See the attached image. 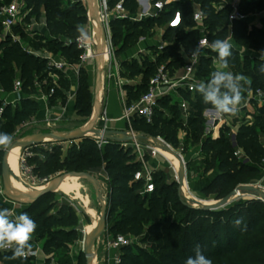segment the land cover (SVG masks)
<instances>
[{
  "label": "trees",
  "instance_id": "1",
  "mask_svg": "<svg viewBox=\"0 0 264 264\" xmlns=\"http://www.w3.org/2000/svg\"><path fill=\"white\" fill-rule=\"evenodd\" d=\"M34 0H28L27 7L32 8ZM47 4V30L50 37H78L77 25H85L88 21L87 11L81 2H74L68 9L63 8L65 0H50ZM117 0H111L114 4ZM221 8L216 3L223 0H196L201 5L211 42L216 39H232L238 46H245L257 51L264 50V16L262 26L249 21H234L232 32L228 28V18L232 0H225ZM126 8L136 14L138 3L136 0H125ZM240 10L250 14L254 11L264 12V0H240ZM184 16V24L178 29L169 28L166 22L170 13L146 21H132L129 18L114 19L111 22L112 40L120 45L119 52H124L130 46L138 43L141 38L153 37L156 27L166 25L165 36H178V45L167 44L163 51L153 50V57L142 55L141 61H125L122 64L123 76L133 79L142 76V82L136 85H125L127 91L126 105L138 101L148 91L151 78L158 68L164 65L173 75L186 64L181 47L188 56L196 48L201 33L195 28L193 20V6L186 0L176 5ZM1 29V28H0ZM15 33L22 38L27 33L20 26H13ZM59 45L65 59L73 64L80 61V50L74 44L63 46L61 43L51 42L48 37L30 40L29 45L36 51ZM156 48V47H155ZM0 84L5 92L14 90L15 81L22 83L23 98L16 106L6 105L3 120L0 121V132L11 136L16 127L30 121L39 111L40 102L32 96L37 92V85H48V91L54 88L50 102L61 100L66 103L67 92L71 89V80L61 70L49 65V60L26 50L18 41L7 39L0 46ZM234 56L240 51L232 48ZM218 54L212 49L200 58L197 69L198 76L208 82L213 72L211 65ZM260 56L254 57L252 64H246L241 75L250 79V85L245 86L246 94L251 88L259 84L264 85V74L259 72L262 61ZM245 58H247L245 56ZM232 58H229V61ZM85 73L84 70L81 74ZM53 75L58 77L54 82ZM75 108L79 116L89 117L93 113L90 86L87 78H81L76 93ZM189 101L188 119L184 120L183 110L178 100L167 97L159 102L154 111L151 122L143 117H134L131 121L132 129L148 138L163 137L173 147H179V134L186 133V138L193 145H200V150L208 158L205 161L204 172L215 171V177L202 188L207 196H214L217 200L224 199L233 192L237 183L249 175H257L264 164V104L258 106L252 124H241L236 132V141L249 158L243 162L235 155L233 146V131L224 125L217 138L205 133L206 118L204 110L211 105L203 102L197 92L195 98L190 93H184ZM172 97V96H171ZM173 98V97H172ZM168 101V102H166ZM171 103V104H170ZM3 102L0 100V107ZM171 111V116L166 110ZM122 141L111 138L105 146L103 159L105 172L108 176V208L107 230L104 233L124 235L127 237H141L143 243L149 244V249L135 244H128L120 249L118 264H186V260L195 255L196 246L210 258L213 264H264V202L260 199H241L228 208L213 210L209 208L193 207L184 203L178 192L176 182H168L164 171L155 172V190L143 193V181L135 180V174L141 169V163L136 160L131 147L124 148ZM60 147L54 146L50 152H45L46 160L35 157L42 170L56 172L60 166L71 163L69 156L64 163L50 164L55 159L56 151ZM95 140L86 137L79 144H73L69 152L78 158L98 152ZM2 150H0V177ZM3 163V160H2ZM50 167V168H49ZM73 168L65 166L67 172ZM80 169L75 168V171ZM8 208L0 203V209ZM27 213L36 223L34 236L44 240L43 252L46 255L45 264H51L60 250L69 251L71 244H76L80 238L77 229L79 218L75 208L68 203L55 200V192L48 193L37 201L26 205L22 213ZM239 221V223H236ZM12 251L0 250V264H33L34 256L26 259H5ZM69 255V254H67ZM76 264H88L86 254L80 250ZM58 264H74L69 256L60 257Z\"/></svg>",
  "mask_w": 264,
  "mask_h": 264
},
{
  "label": "rangeland",
  "instance_id": "2",
  "mask_svg": "<svg viewBox=\"0 0 264 264\" xmlns=\"http://www.w3.org/2000/svg\"><path fill=\"white\" fill-rule=\"evenodd\" d=\"M14 0H0V7L3 4L12 3ZM28 0H24L23 4H26ZM74 2H81L83 7L87 11V18L88 21L84 25L87 28L88 37L90 40L93 39V37L97 36L95 31V11L93 7V0H65L63 8L68 9L72 6ZM52 2L50 0H34L32 8L29 12L26 10L22 11V14L20 15V19L17 22V26H20V29L24 30V32L27 33L26 38H22L20 33H15L13 29L5 30L2 19L0 17V46L3 44L7 39H10L11 42L18 41L20 44H22L26 49L29 48L30 40H38L42 37H48V39L51 42L61 43L63 46H71L74 44L77 49L80 50L79 56L83 55L85 53V48L80 47V43L77 41L78 37H65V36H58V37H50L49 33L47 31V4H51ZM226 4L227 1L223 0V3H216V7L220 8L223 4ZM252 16L249 20V24L256 22L257 16H264V12H257L254 11L250 13ZM254 16V17H253ZM256 16V17H255ZM138 17H140L138 15ZM259 26H262V23H258ZM166 32V25H163L161 27H156L155 34L153 37H147L144 38L143 41H140L132 46H130L128 49H126L124 52H119L120 45H118L116 42L112 40V48L111 53L109 55V59L106 60L107 64L106 67H103V79L109 78L111 76L114 77L115 84L117 86V90L119 91V94L122 93L121 89L125 90V85H136L140 82H142V76L129 79L128 77L123 76L122 72H124V69L122 67L123 62L125 61H133L138 60L141 61L142 55H146L149 57L153 56V50L156 49L155 47L161 43L164 44L165 48L168 46L167 44L171 43L172 45L177 46L179 42L178 36H165ZM230 39V38H228ZM156 41V42H155ZM230 42L232 43L233 47L238 49L240 51L239 56H234L232 54L231 60L229 61V67L227 69H222L223 71H231L234 75L240 74L241 70L246 66V64H252L254 62L255 56H260V52L255 49H249L245 46H238L232 39H230ZM156 43V45L154 44ZM146 45V46H145ZM150 48V51L147 52L146 50ZM97 43L92 45V52L93 56L88 58L87 60L83 61L80 58V61L78 62L79 69L78 71H74V74L70 77L71 78V89L68 91V100L66 103H62L61 100L51 102L52 105H62L64 108L71 109V113L68 114L66 112V115H61L59 112H52L49 115L43 111V103H40V109L38 113L28 122H26L23 126H18L15 129V132L13 133V142L12 144L20 139H23L27 136L36 134V133H45V132H57V131H69L73 129H78L82 127L83 125L87 124L93 116V113L89 117H83L79 116L77 113L76 108L74 109V104L76 103V93L79 87V82L81 78H87L88 84L90 86V92H91V100L92 105L94 109L95 104V82L97 77V65H96V51H97ZM232 47V48H233ZM110 48V47H109ZM165 48L163 50H165ZM38 54H41L43 56H49L56 59H65L64 55H62L59 45H50L48 48L42 49L41 52L37 51ZM245 56L247 58H245ZM66 60V59H65ZM219 66V60L216 56L213 58V62L211 65V68L213 71L220 70L218 69ZM84 70L85 73L81 74V71ZM120 79L123 80V84L120 85L119 81ZM249 79V78H248ZM250 80V79H249ZM203 82L207 83L206 80L203 79ZM105 85V84H104ZM264 87L263 84L257 85L255 88H251L246 94L243 92V101L239 107V111L237 115L235 116H228L223 115L224 119L227 121H224V123H221L222 126L228 125L227 123L232 124L235 128L239 127L241 124H252L254 122V114L256 113V109L258 106L263 105L264 103H261L259 100L255 97V92H257L258 89ZM103 95L101 94V99L99 102L100 105V116L99 120L96 122L95 127L98 128H108V120L103 119L101 115H104L103 112L106 110V100H105V91L107 90V85L104 86L103 89ZM43 92H48V85L43 87ZM3 96V95H2ZM170 99H173L170 96H167ZM167 97L165 98L167 100ZM255 97V98H254ZM6 98V97H4ZM163 100V99H162ZM175 101V100H174ZM126 102V101H125ZM168 102V101H166ZM116 103L118 104V100L116 99ZM171 104V103H170ZM101 109H103L101 113ZM44 113V114H43ZM166 113L171 116V111L169 109L166 110ZM204 117L206 118V129L205 133L207 135H210L212 137L218 136L216 127L220 123V118L222 116H219L215 112V110L212 107H208L203 112ZM229 126V125H228ZM129 128L127 127V130ZM136 135L140 137V139L145 143L149 144L152 141V138H148L144 136L143 134H139L136 132ZM90 138L94 139L96 138L95 134H92L89 136ZM180 138V146L176 147L175 149L179 152H181L184 155L185 158V167H186V174L183 179L188 183V190L184 191L181 190V184L182 177L178 181L176 180V174L175 171L171 165L170 162L166 161L162 156H156L152 157L149 154H147L148 161L151 162V164L155 165L159 169L157 171H164L166 174V178L168 182H176L178 187V192L180 194L181 200L193 207H201V208H207V206H214L219 204L223 199L217 200L214 196H207L205 195L201 190L202 188L212 180L216 172L210 171L208 173L204 172L205 168V161L207 160V156L201 152L200 145H193L191 144L188 139L186 138V133L184 131H181L179 134ZM115 139V138H114ZM262 140H264V137H261ZM111 139H109L110 141ZM118 140V139H117ZM79 144L81 141H77ZM120 142V141H119ZM109 143V142H108ZM11 144V145H12ZM73 144L71 142H62L58 143L57 141H50V140H39V144H36L30 151L33 152V156L29 158L28 165L29 169L23 167L20 159V171L22 178L28 182L30 185H32L36 189H41L44 186H46L51 180L55 179L58 175L67 172L65 170V166H70L73 168L71 171H75V168L80 169L81 172H88L92 174L95 178H97L100 181L101 187L103 188V197H105L108 193V176L105 172V162L103 159V154L105 151V146L103 145L101 148L98 147V152H92L91 155H88L84 158H78V156L72 155L69 150L72 147ZM122 144V142H121ZM10 146V145H9ZM0 148L2 150L1 155V165L2 160L4 157V154L6 150L9 148ZM54 146L60 147L59 150L56 151L55 159L50 164L54 165L57 162L64 163L66 158L69 156V159L71 163L69 165L60 166L57 168L58 170L56 172L51 170H42L38 167V162L33 161L32 159L35 157H38L41 162L46 160L45 152H50ZM98 146V145H97ZM24 148V147H23ZM129 148V147H124ZM23 152L26 151L25 149H22ZM22 153V152H21ZM21 156V154H20ZM174 157L177 158L176 154H174ZM175 161V160H174ZM159 162V163H158ZM161 165H163L161 167ZM184 167V166H183ZM50 168V167H49ZM162 168V169H160ZM165 168V169H164ZM179 170V168H178ZM185 172V171H184ZM80 183V191L81 195H76L73 193H65L62 191H56L55 192V200H57L59 203H68L71 204L79 218V225L77 227L80 238L77 241L76 244H71L69 247V251L60 250L51 264H58V259L60 257L69 256L74 261V264L77 262V256L78 252L83 249L84 247V229L85 227H91V225L94 224L99 219V216L102 212L103 206L100 201V198L97 194L96 187L90 183L89 181L80 179L76 177ZM68 181V180H67ZM17 182V181H15ZM245 185H252L254 186L255 190H249L245 191L242 190L241 187ZM260 185V186H259ZM4 190L6 191V186L4 184ZM233 191H236V194L227 202L226 205L223 207H220L218 209L213 210H220L224 208H228L229 206L233 205L235 202L244 199H260L264 202L263 194H264V164L261 168V172L257 175H249L242 180H240L237 185L235 186V189ZM11 197H9L8 195ZM190 194V195H189ZM192 194V196H191ZM17 200H14V199ZM199 198V199H198ZM18 200H24L23 198H15L10 194V192L7 190V193H0V203L5 204L8 206V209L13 210L16 214L22 213V210L26 205H29V202L24 201H18ZM209 202L210 204H206V202ZM211 209V208H209ZM90 210L92 212H90ZM35 241H31L33 245L34 251L38 250L39 243L41 239L35 237ZM132 244L138 245L142 248L149 249V244L143 243L141 241V237H129L128 238ZM109 246L106 242V236L103 233L101 236L100 244L98 245V254L94 260V264H109L107 256L109 255ZM69 254V255H67ZM34 263L33 264H45V260L39 261L36 257H34Z\"/></svg>",
  "mask_w": 264,
  "mask_h": 264
},
{
  "label": "built area",
  "instance_id": "3",
  "mask_svg": "<svg viewBox=\"0 0 264 264\" xmlns=\"http://www.w3.org/2000/svg\"><path fill=\"white\" fill-rule=\"evenodd\" d=\"M97 1V8L99 13V22L101 24L102 32L107 35L110 43L109 48V55L111 53L112 48V28L111 22L114 19H125L129 18L132 21H146L150 18H156L162 16L164 13H170L169 18L166 22V25L172 29H178L184 24V16L182 11L179 8H176V5L181 3L183 0H136L138 3V10L136 14H132L125 6V0H117L114 4L111 3V0H96ZM193 6V20L195 22V28L198 29L201 33V37L198 43L201 40H206L208 45L212 42L208 38V29L205 24V15L202 11L201 5L196 2V0H186ZM24 0H14L12 3L3 4L0 7V17L2 19V23L5 30H10L15 26L20 19V15L22 14L23 10H26V6ZM240 0H232L230 3L231 11L228 18V28L230 33L232 32V23L234 21H249L252 17L250 14L243 13L239 7ZM222 7V6H221ZM220 7V8H221ZM28 11V10H27ZM138 15L140 17H138ZM254 24V23H252ZM250 23V26H252ZM105 32V33H104ZM144 38H141L143 41ZM77 41L80 43V47L85 48V53L80 56L81 60L85 61L90 56H88V49L92 50V45L97 43L98 39L97 36L93 37L92 40L89 37L85 39L78 38ZM165 48L164 44L159 43L156 46L157 51H163ZM211 50L209 46H202L199 51L198 59L196 62H192L190 59H186V64L176 71L175 74H171L170 71L166 70L164 65H161L158 68L156 74L151 78L149 83L148 91L141 96L138 101L133 102L131 105H124L123 115L122 118L127 122L128 125V134L133 136L131 141H122L123 147H131L133 153L136 156V160L141 163V169L136 172L135 180H141L144 182V186L142 189L143 193H151L155 190V172L157 171L158 167H155L151 164L150 161L147 159V154L152 157L162 156L166 161L170 162L175 174L176 180H180L182 177V184L186 181L183 179V174H186V167H185V158L184 155L177 151L172 144L167 142L163 137H153L151 143L145 144L139 136L136 135V132L131 127V121L134 117H143L148 122L152 121L154 111L157 107H159V102L161 99L167 96H176L182 110H183V117L184 120L188 119L189 115V107L190 103L187 101L183 94L190 93L193 98H195V94L197 91L194 89V85L203 82V80L198 76L197 69L199 66L200 58L204 55H207L208 50ZM147 52L150 50L147 49ZM184 53V57H185ZM188 56V55H187ZM92 57V56H91ZM155 59V56H152ZM49 60V65L57 70H61L63 72H67L71 68H76L78 71L79 65L78 63L73 64L68 62L65 59H56L47 56ZM54 82L57 83L58 77L53 75ZM124 82L120 79L119 84L122 85ZM42 84L37 85V92L32 97L35 98L37 101L49 102L51 94L54 93V88H51L50 91L47 93L43 92ZM7 94L5 90L2 88L0 84V100L3 102V105L0 107V121L3 120V111L4 106L12 105L16 106L20 100L23 98L22 92V83L20 80L15 81L14 90L11 92L14 95L12 99H6L3 94ZM255 97L261 103H264V87L260 88L255 92ZM254 97V98H255ZM102 115L103 119H106V112H103ZM219 116H222L219 114ZM106 129V128H104ZM232 141L233 146L235 147V155L239 158L240 161L247 162L249 161L248 156L244 152V150L238 146L236 141V132H233ZM215 138V137H213ZM109 142V139L98 137L95 138V143L98 147H102ZM62 143V142H58ZM71 143H78L71 142ZM39 144V140L33 144L34 146ZM27 146L26 151L21 153L20 161L23 167L29 169L28 161L31 156H33V152L30 151L34 146ZM171 154L178 157V160L182 166V169L176 168L172 164V160H170L167 154ZM184 166V167H183ZM30 170V169H29ZM185 171V172H184ZM188 184V183H187ZM4 190V181L2 177H0V193H5ZM129 237L124 235H118L113 238L110 243V247L119 250L125 246L130 244ZM116 264L120 262V254H118L115 258Z\"/></svg>",
  "mask_w": 264,
  "mask_h": 264
},
{
  "label": "clouds",
  "instance_id": "4",
  "mask_svg": "<svg viewBox=\"0 0 264 264\" xmlns=\"http://www.w3.org/2000/svg\"><path fill=\"white\" fill-rule=\"evenodd\" d=\"M77 32L80 39L88 38L86 26L77 25ZM202 46H209L218 54L220 70L213 71L207 83L200 82L194 85V89L202 96L203 102L211 105L217 114L235 116L244 99L245 86L250 85L251 81L243 75H234L231 71L222 70L229 67V58L233 54L230 39H216L210 45L206 40H201L191 51L190 56L185 55V59L196 62ZM180 51L184 55L183 47ZM259 59L262 61L259 72L264 74V50H261ZM12 142L13 137L10 134L0 132V148L8 147ZM36 227V223L26 212L16 214L8 208L0 209V250L12 251V255L6 256L5 259H26L37 254L31 243ZM186 264H213V262L201 252L200 246L197 245L195 255L189 257Z\"/></svg>",
  "mask_w": 264,
  "mask_h": 264
},
{
  "label": "water",
  "instance_id": "5",
  "mask_svg": "<svg viewBox=\"0 0 264 264\" xmlns=\"http://www.w3.org/2000/svg\"><path fill=\"white\" fill-rule=\"evenodd\" d=\"M93 7H94V10L98 12L96 0H93ZM95 27H96V34H97V39H98L96 59H97V66H98V83H99V80L101 78L102 66H103V43L105 39H104V34L102 32L101 24L99 22L98 17L96 18V21H95ZM99 102H100L99 97L96 95L92 119L87 124H85V126H83V128L79 131L75 130V131H57V132L36 133L30 136H27L23 139L17 140L12 145H10L4 154L3 163H2V179L4 181L6 189L7 190L8 188L14 189V184L12 182L10 172L7 166V160L9 158L10 153L17 146H23V147L31 146L35 144L36 141L41 140V139L57 141V142H76V141H82L83 139H85L86 137H89L92 134H95L98 137H103L106 139L115 138V139H118L119 141H131L133 139V136L129 135L127 130L126 131L125 130L115 131L111 129H103V128L95 127V124L99 120V116H100ZM73 177H78L80 179H83V180H86L92 183L96 187L97 194L103 206L99 219L96 221V224L94 226L93 233L82 249V251L86 254L87 263L92 264L97 256V248L101 241V236L107 230V218L109 214L108 193L105 197H103V188L101 187L100 181L97 178H95L92 174L88 172H78V171L64 172L58 175L55 179L51 180L43 188L33 191L30 194H28L24 200H18V201L33 203L48 193L56 192L60 184H62L64 181L71 179ZM181 186L183 187V184H181ZM182 187H181V190H182ZM241 189L245 191H249V190H255L257 188H255L252 185H245L241 187ZM7 190H6V193H7ZM235 194H236V191H233L231 194H229V196H227L221 202H219V204L214 205V206H207V208L218 209L220 207H223L224 205L227 204V202ZM263 198H264V194H263ZM14 200H17V199H14Z\"/></svg>",
  "mask_w": 264,
  "mask_h": 264
},
{
  "label": "crops",
  "instance_id": "6",
  "mask_svg": "<svg viewBox=\"0 0 264 264\" xmlns=\"http://www.w3.org/2000/svg\"><path fill=\"white\" fill-rule=\"evenodd\" d=\"M25 6H26V11L28 10L27 12H29L30 9L27 7V3L25 4ZM262 18H263V16H257V20H256V22H254V24L258 25V23L262 22ZM95 21H96V16H95ZM46 27H47V25H46ZM95 31H96V27H95ZM154 44L156 45V43H154ZM148 48H149V46H148ZM26 50H28L29 52L38 54V52L36 50H34L30 45H29V48L26 49ZM149 50H150V48H149ZM39 52H41V50H39ZM0 53H1V51H0ZM38 55H41V54H38ZM44 57H47V56H44ZM106 64H107V62L103 61V66H102V71H101V78L99 80V83H98V66H97V77H96V82H95V100H96V95H97L99 97V101H100L101 94L103 95L104 86L107 85V90L105 91L106 92L105 93V96H106L105 97V100H106V110H105L106 116H105V118H106V120L109 119L108 120V125H109L108 128L111 129V130H115V131H124V130L126 131L128 125H127V122L122 118V115H123L125 101L127 99V91L124 90V89H121L122 93L119 94V91L117 90V86L115 84V80H114L113 76H111V77H109L107 79L106 78L103 79V67H106ZM96 65H97V59H96ZM74 71L77 72L76 68L73 67V68H71L70 70H68L67 72H64V73L71 80L70 77L74 74ZM67 95H68V92H67ZM3 96L6 97V99L14 98V95L11 92H8L7 94L5 93V94H3ZM173 98H174V100H177L176 96H174V95H173ZM116 99L118 100V104L116 103ZM39 102L43 103V111L45 112V114L47 113L48 115L50 113L56 111V112H59L61 115L63 114L65 116L66 112H68V114H69L72 111L71 109L64 108L62 105L54 106V105L51 104L50 101L49 102L39 101ZM73 106H74V109H75V104ZM102 110L103 109H101V113L103 112ZM224 121H227V120H225L224 116L222 115V117L220 118V123L216 127L217 133L219 132L218 136L220 134V129L223 127L221 123H224ZM227 124L231 127L233 132H237L239 127H240L239 126V127L235 128L232 124H230V123H227ZM23 125H21V126H23ZM83 126H85V125H83ZM83 126L78 128V129H73V130H69V131H75V130H79V129L81 130L83 128ZM218 136H214V137L217 138ZM162 166L163 165H161V167ZM160 169H162V168H160ZM90 228L91 227H85V229H84V241H83L84 245H85V242H86L87 235H88V233L90 231ZM35 237L36 236L33 235L32 241L36 240ZM113 238H114L113 235H109V234L106 235V242H107V244H108V246L110 248L109 255L107 256L109 264H116L115 258H116V256L118 254H120L119 250H116V249L110 247V243L113 240ZM43 245H44V240H41L40 243H39L38 250L36 251L37 254L34 256L37 259H39L40 262H41V260L42 261L43 260L46 261V255L43 252ZM97 254H98V248H97Z\"/></svg>",
  "mask_w": 264,
  "mask_h": 264
},
{
  "label": "bare ground",
  "instance_id": "7",
  "mask_svg": "<svg viewBox=\"0 0 264 264\" xmlns=\"http://www.w3.org/2000/svg\"><path fill=\"white\" fill-rule=\"evenodd\" d=\"M94 11H95L96 18L99 17V13L96 10H94ZM104 39L105 40H104V43H103V61H106L107 59H109L108 57H109V47H110L109 45H110V43H109V39H108L106 34H105V38ZM88 56H90V57L93 56V52L91 51L90 48L88 49ZM79 130H77V131H79ZM22 149H23V146H17L10 153L9 158L7 160V166H8L9 172H10V176H11L12 182L14 184V189L8 188V191L15 198H21V199L23 198V199H25L28 194H30L31 192L36 191L38 189L34 188L32 185H30L28 182H26L21 176L19 159H20V154L22 152ZM166 154H167L168 158L170 160H172V164L176 168L182 169V166H181L179 160H177V158H175L171 154H168V153H166ZM15 181H17V182H15ZM182 189L184 191L188 190L187 182L184 183ZM57 190L58 191H63L65 193H73V194H76V195H81L80 183H79V181H78V179L76 177L68 179V181L67 180L64 181L62 184L59 185ZM191 196H192V194H191ZM206 204H210V203L207 201ZM90 212H92V211L90 210ZM95 224H96V222H94V224L91 225L90 231H89V233L87 235V238H86V242L91 237V235L93 233V230H94ZM86 242H85V244H86Z\"/></svg>",
  "mask_w": 264,
  "mask_h": 264
}]
</instances>
